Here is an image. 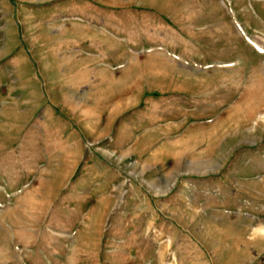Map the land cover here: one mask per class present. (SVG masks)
Listing matches in <instances>:
<instances>
[{
    "label": "rangeland",
    "instance_id": "1",
    "mask_svg": "<svg viewBox=\"0 0 264 264\" xmlns=\"http://www.w3.org/2000/svg\"><path fill=\"white\" fill-rule=\"evenodd\" d=\"M260 226L264 0H0V264H264Z\"/></svg>",
    "mask_w": 264,
    "mask_h": 264
},
{
    "label": "bare ground",
    "instance_id": "2",
    "mask_svg": "<svg viewBox=\"0 0 264 264\" xmlns=\"http://www.w3.org/2000/svg\"><path fill=\"white\" fill-rule=\"evenodd\" d=\"M262 231H264V226H260L256 228V232H262Z\"/></svg>",
    "mask_w": 264,
    "mask_h": 264
}]
</instances>
